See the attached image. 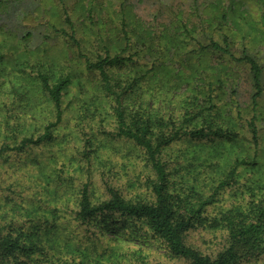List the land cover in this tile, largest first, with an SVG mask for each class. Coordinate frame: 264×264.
I'll return each instance as SVG.
<instances>
[{
	"label": "trees",
	"instance_id": "1",
	"mask_svg": "<svg viewBox=\"0 0 264 264\" xmlns=\"http://www.w3.org/2000/svg\"><path fill=\"white\" fill-rule=\"evenodd\" d=\"M104 1L109 33L93 6L100 0H88L82 21L58 0L62 25H48L78 61L64 54L58 70L33 56L25 42L31 32L0 34L9 41L0 66L27 68L53 116L22 127L29 131L22 136L20 127L0 122V264H264L260 62L233 53L225 37L200 42L177 11L174 20L144 19L128 0ZM218 54L249 71L245 109L235 97L237 76L212 58ZM83 73L94 79L84 84ZM53 146L64 155H46ZM64 176L67 187L57 190ZM202 232L209 247L197 241Z\"/></svg>",
	"mask_w": 264,
	"mask_h": 264
},
{
	"label": "rangeland",
	"instance_id": "2",
	"mask_svg": "<svg viewBox=\"0 0 264 264\" xmlns=\"http://www.w3.org/2000/svg\"><path fill=\"white\" fill-rule=\"evenodd\" d=\"M0 34H13L17 38H22L27 31L31 32L25 39L29 49L33 51V56L51 65L54 69H61L62 62L66 63V58L78 62L72 54V49L64 41V38L54 37L52 27L48 25L55 23L60 26L62 22V10L58 0H0ZM65 6L70 10H74V15L71 16L80 21L86 17L88 0H64ZM131 2L134 13L144 19L152 18L153 14L159 13L162 20H168L173 17V12L177 11L183 14L190 22V28L194 29V33L198 40L206 43L205 37L212 36L218 42L222 43L225 39L229 43V48L233 53L241 54L245 51L253 55L262 67V95L258 104L261 109V125L264 127V0H128ZM42 3V5H40ZM107 2L103 3L100 0L99 4L93 5L96 9L98 20L102 25V33H109L113 27L111 23V12L107 7ZM41 6V11L39 7ZM116 8V6L114 7ZM112 8V9H114ZM154 26H157L153 23ZM172 26H177L173 23ZM66 27V25H65ZM178 32V30H173ZM90 32H87V37ZM1 37V36H0ZM0 42V51L9 47V41ZM66 58H64L65 56ZM213 55L212 58H218L220 61L225 60L227 66L231 67L232 71L237 76L236 83V99L239 107L245 109L250 105V95L252 93V81L249 71L242 63H230L227 57H219ZM20 60V59H19ZM193 60V59H192ZM192 62V61H191ZM191 62L187 65L186 73L192 74L195 68H191ZM53 63V65H52ZM211 67H216L217 62L211 61ZM78 68L75 66L74 71ZM230 69V70H231ZM28 69L21 64L16 66L7 64L5 68L0 66V122L10 124L9 129L15 130L17 127L22 129L19 135L24 132H29L26 129L36 123V126L47 124L52 107L46 100V97L37 90L34 81L28 75ZM81 73V72H80ZM81 81L87 84L85 80L94 79L91 74H81ZM74 86L78 87L76 83ZM177 93L184 91V86H176ZM71 89V88H70ZM75 88H73L74 90ZM77 89V88H76ZM79 89V88H78ZM171 97V95H170ZM78 102V100H77ZM76 101L73 104L77 105ZM169 101L159 100L158 105L165 107H176L180 109L179 104L168 103ZM160 109V108H159ZM161 110V109H160ZM28 111L30 115L34 113V118L27 117L24 113ZM29 123L24 121L30 120ZM67 123H64L63 133H68L72 129L71 120L68 118ZM66 126V127H65ZM3 128V126H2ZM2 128L0 131L2 132ZM5 128V127H4ZM5 129V131H10ZM20 137V136H18ZM69 137V135H68ZM263 145V143H262ZM264 147V145H263ZM69 150L71 147H67ZM69 150L67 151L69 154ZM122 150V149H121ZM46 155L55 156L56 151L64 155V148L53 146L46 148ZM44 152V151H43ZM264 154V153H263ZM62 158V157H61ZM59 158L58 161L61 159ZM49 160H52L51 158ZM58 166V165H57ZM70 166V164H68ZM51 171V169H49ZM119 171L123 176L131 179L132 174L130 169L120 167ZM55 173L51 171V176L54 178ZM43 184L45 178L42 179ZM62 184L57 183L56 189L62 190L67 187L65 176L63 179H58ZM61 180V181H60ZM3 193V191L1 192ZM0 202H4L0 200ZM132 231V230H130ZM134 233L141 234L133 230ZM132 232V233H133ZM203 233V232H202ZM207 237L212 233L205 232ZM145 240L147 246H157L154 238H140ZM206 240V241H205ZM197 241L202 247L212 245V239H207L203 234H198ZM139 244H142L139 242ZM161 252V251H160Z\"/></svg>",
	"mask_w": 264,
	"mask_h": 264
}]
</instances>
